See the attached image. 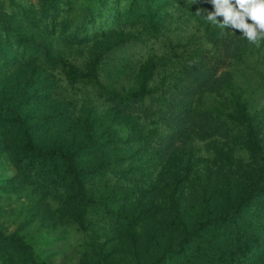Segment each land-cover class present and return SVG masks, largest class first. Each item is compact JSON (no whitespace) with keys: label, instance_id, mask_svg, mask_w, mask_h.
<instances>
[{"label":"rangeland","instance_id":"1","mask_svg":"<svg viewBox=\"0 0 264 264\" xmlns=\"http://www.w3.org/2000/svg\"><path fill=\"white\" fill-rule=\"evenodd\" d=\"M125 2L108 0L93 25L80 21L84 0H0V264H264V196L247 197L261 181L264 107L255 144L239 131L200 141L190 127L150 148L140 117L111 100L138 91L149 48L93 66L98 49L116 42ZM169 35L224 59L222 43L191 24ZM158 43L149 47L164 52ZM26 145L67 153L87 145L74 157L79 183ZM225 212L238 215L230 237L192 235Z\"/></svg>","mask_w":264,"mask_h":264},{"label":"trees","instance_id":"2","mask_svg":"<svg viewBox=\"0 0 264 264\" xmlns=\"http://www.w3.org/2000/svg\"><path fill=\"white\" fill-rule=\"evenodd\" d=\"M84 1L80 21L94 25L98 16L103 15L108 0ZM125 1L124 11L118 17L120 31L116 42L98 49L102 54H98L93 66L98 69L97 64L102 61V66L107 67L109 60L114 62L117 56L122 62L125 56L135 52L143 55L149 48L151 55L140 61L139 81L135 84L138 91L130 90L122 98L111 96L129 115L136 113L140 117V139L150 148H159L178 140L192 127V135L200 141L229 138L239 131L255 144L259 128L256 113L264 107V40L253 45L239 30H221L208 24L204 15L213 10L209 0H172L167 9L158 7L154 0ZM190 24L200 29L208 42L222 43L223 60L211 61L212 58L202 57L182 40L173 41L169 34ZM158 40L157 50L163 49L162 53L154 45L149 47L150 41ZM74 71L79 73L80 81H91L87 72L77 68ZM245 91L249 97L241 103L235 94L242 96ZM86 148L87 145L79 146L67 153L26 145L28 152L47 161L53 172H57L59 163L69 180L77 184L74 157ZM262 165L261 181L247 195L253 201L264 196V161ZM237 217V213L225 212L206 218L192 230V235L213 230L216 235L228 238L239 229Z\"/></svg>","mask_w":264,"mask_h":264},{"label":"clouds","instance_id":"3","mask_svg":"<svg viewBox=\"0 0 264 264\" xmlns=\"http://www.w3.org/2000/svg\"><path fill=\"white\" fill-rule=\"evenodd\" d=\"M209 3L213 10L204 15L208 24L221 30H239L253 45L264 40V0H209Z\"/></svg>","mask_w":264,"mask_h":264}]
</instances>
